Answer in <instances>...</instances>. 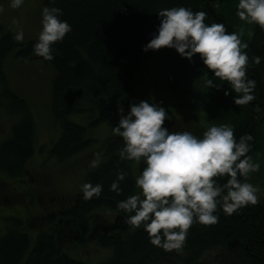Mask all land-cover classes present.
I'll return each instance as SVG.
<instances>
[{
    "label": "trees",
    "instance_id": "1",
    "mask_svg": "<svg viewBox=\"0 0 264 264\" xmlns=\"http://www.w3.org/2000/svg\"><path fill=\"white\" fill-rule=\"evenodd\" d=\"M214 3L215 0H42L34 12L40 15L32 17L34 24L41 22L45 4L61 7L62 18L72 24L64 39L54 42L51 61L33 53L38 37L18 41L14 38L16 31L0 21V111L13 116L8 134L0 133V209L7 210L8 206L18 204L26 209L13 215L0 214L3 223L0 264H88L72 257L65 247L76 243L87 245L91 240L111 251L107 258L94 264H264L263 199L231 215L218 207L219 221L210 225L194 222L180 250L158 247L151 243L142 227L125 223L124 213L116 208V203L138 190L135 175L144 165L120 159L118 149L123 141L112 130L102 135L103 139L95 133L105 122L110 121L112 126L118 122V101L128 107L129 94L135 88V79L132 73L130 78L128 70L130 59L157 30L160 22L157 11L185 4L194 10L204 9L208 13L206 22H223L228 31L244 27L242 39L248 43L244 51L250 57L248 76L257 82L255 108L243 110L234 117L224 94L228 84L219 78L215 79L223 87L206 85L201 93L206 100L205 117L209 125L231 123L235 125L237 138L251 133L254 139L249 142L253 145L250 152L254 159L261 158L264 111L257 112V106L264 109V60L255 64L252 57L264 56V28L241 20L236 15V0H219V7H214ZM31 4V0H24L21 6L31 7ZM23 19L33 24L31 17ZM15 56L41 59L43 66L53 70L48 95L60 135L52 145L37 146L34 109L29 99L10 84L6 64ZM75 115L81 120H75ZM203 124L194 122L188 126L199 134L205 128ZM101 149L105 159L95 168L88 163L84 173L85 180L103 184L99 196L85 200L81 188L71 193L47 185L53 165L59 169L58 175L64 176L73 171L66 163L83 156L91 161L90 156ZM38 152L43 153L39 166L28 170ZM118 169L128 172L121 181L122 193L110 187ZM218 179L224 182L226 177ZM31 205L35 208H30ZM101 208L113 212L114 217L103 216ZM30 228L36 230L34 236Z\"/></svg>",
    "mask_w": 264,
    "mask_h": 264
},
{
    "label": "clouds",
    "instance_id": "2",
    "mask_svg": "<svg viewBox=\"0 0 264 264\" xmlns=\"http://www.w3.org/2000/svg\"><path fill=\"white\" fill-rule=\"evenodd\" d=\"M10 2L18 8L24 0ZM213 6L219 7V0ZM157 14L160 22L142 46L145 51L167 46L190 61L198 53L207 86L223 87L215 79L219 78L228 84L224 88L226 96L235 93V104L246 105L255 99L257 82L248 76L250 57L244 51L248 43L242 39L243 26L239 31H228L223 22H206L208 13L204 9L194 10L185 4L160 8ZM236 15L264 28V0H236ZM62 17L61 7L43 6L34 54L48 61L54 59V42L63 40L72 30V24ZM14 38L24 40V31L15 32ZM262 60L261 55L252 57L255 64ZM117 104L119 118L112 132L123 141L119 157L144 166L135 175L138 190L119 199L116 208L124 213L125 223L142 227L151 243L167 251L180 250L194 222L210 225L219 221L218 207L231 215L258 202L260 186L247 179L261 169L260 161L250 152L253 145L249 142L254 139L251 133L237 138L231 123H212L199 134L189 129L173 130L165 121H171L174 113L163 102L139 99L127 108L120 101ZM262 111L257 106V112ZM104 159L103 149L96 151L90 167L99 166ZM127 175L126 169H118L111 189L122 193L121 181ZM219 177L226 179L220 182ZM80 188L88 200L102 193L103 184L85 180Z\"/></svg>",
    "mask_w": 264,
    "mask_h": 264
},
{
    "label": "rangeland",
    "instance_id": "3",
    "mask_svg": "<svg viewBox=\"0 0 264 264\" xmlns=\"http://www.w3.org/2000/svg\"><path fill=\"white\" fill-rule=\"evenodd\" d=\"M31 7L20 6L13 8L10 0H0V21L10 25L16 32L23 30L25 39L38 37L41 30V22L35 24L31 21L38 2L42 0H31ZM42 10V9H41ZM37 14V15H36ZM34 17L40 15L36 11ZM31 23L27 24L23 18H30ZM17 22H13V21ZM1 21V22H2ZM251 25V24H249ZM203 61L200 59L199 54L190 61L186 57H182L178 51L171 47H161L157 50L145 51L142 48L138 49L130 59L129 68L130 78L132 73V79L135 83L134 90L129 94L128 105L133 100L150 99L154 102H163L164 106L168 108L169 112L174 113L171 121L166 120L165 123L173 130L194 129L189 127V124L194 122L204 123L203 126L209 125L208 117H205L206 100L201 92L205 90L206 84L202 82V70L200 64ZM7 75L12 87L26 96L36 114L37 120V146L52 145L60 135V127L56 125L52 118L49 91L52 83V68L49 66H43L41 59H24L22 57H11L6 64ZM52 70V71H51ZM204 86V87H203ZM227 96V102L229 109L236 114H241L243 110L251 111V108H255L256 98L246 105H237L234 103L233 96ZM252 108V109H253ZM253 113V111H252ZM13 116L9 115L5 111H0V133L8 134L9 125ZM75 120H81L80 116H73ZM192 121V123L189 121ZM183 123L184 126H180ZM187 125V126H186ZM112 124L110 121L105 122L101 126L97 127L95 133L103 139L102 135L109 133ZM196 129V128H195ZM193 131V130H191ZM193 132H196L194 130ZM101 134V135H100ZM54 136V138H53ZM261 145L263 155L259 159L261 163V169L258 172L250 174V181L260 186L261 191L258 193L259 199L264 200V126L260 130ZM41 151V150H39ZM43 157V153L38 152L37 157L31 160L27 166L29 168H37L39 159ZM93 156H90V160ZM88 158L83 156L82 158L72 159L71 164L66 163L67 168H72L73 171L67 175L60 176L56 172L53 165L52 177L48 179L47 185H51L55 188L66 189L64 192L70 191L71 193L77 189H80V185L85 181V171L88 168ZM57 166V165H56ZM28 173V171H27ZM25 173V176L27 175ZM3 176V175H2ZM6 177V176H5ZM10 179V178H9ZM8 179V180H9ZM22 204L16 205V207L8 206L7 210L1 208L0 214L7 213L10 215L15 214L18 210L24 209ZM30 208H35L31 205ZM22 213L27 214L26 211ZM29 213V212H28ZM30 213H33L30 210ZM100 213L109 219L114 217L113 212L101 208ZM29 215V214H28ZM27 215V216H28ZM33 215V214H32ZM31 215V216H32ZM1 221V220H0ZM0 231H3V223L0 222ZM33 236L37 233L36 230L29 229ZM3 233V232H2ZM1 234V233H0ZM95 240H91L87 245L79 243L68 245L65 247L66 252L74 258L83 259L88 264H94L104 258H107L111 251L108 248L103 249L99 244H96ZM210 255V254H209Z\"/></svg>",
    "mask_w": 264,
    "mask_h": 264
}]
</instances>
